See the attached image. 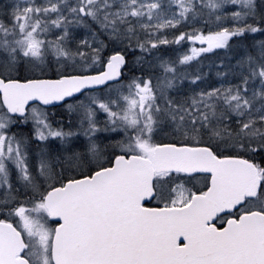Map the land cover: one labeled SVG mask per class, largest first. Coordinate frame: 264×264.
<instances>
[{"label":"snow or ice","instance_id":"6c2138e0","mask_svg":"<svg viewBox=\"0 0 264 264\" xmlns=\"http://www.w3.org/2000/svg\"><path fill=\"white\" fill-rule=\"evenodd\" d=\"M0 264H264V0H0Z\"/></svg>","mask_w":264,"mask_h":264}]
</instances>
